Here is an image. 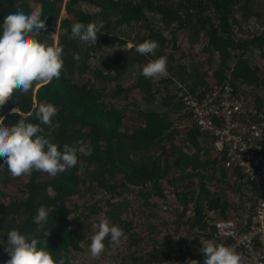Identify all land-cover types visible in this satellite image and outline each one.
Returning <instances> with one entry per match:
<instances>
[{
    "label": "trees",
    "instance_id": "1",
    "mask_svg": "<svg viewBox=\"0 0 264 264\" xmlns=\"http://www.w3.org/2000/svg\"><path fill=\"white\" fill-rule=\"evenodd\" d=\"M36 6L43 7L46 31L30 35L53 46L50 34L56 28L54 46L63 48L64 67L59 79L14 94L0 107V120L7 126L20 120L39 125L38 135L60 151L65 144L83 142L91 155L77 153V166L56 176L34 170L18 178L0 159V264L10 259L2 242L14 229L38 238V248L50 252L57 264L61 259L69 264L71 252L95 234L87 237L90 217L100 210L124 232L118 246H111L110 238L104 241L106 257L118 264H156L183 258L184 250L203 264L197 248L212 238L206 224L211 213L224 218L250 209L259 188L237 169L223 166L224 154L194 125L180 96L227 86L231 96L241 101V95L245 105L264 113V62L250 65L246 57L258 51L264 60V32L242 29L249 17L264 16V0H0V24L9 13L27 14ZM77 22L95 25V45L72 37ZM127 33L131 44L122 48ZM191 39H200L192 54L185 48ZM145 40L159 47L142 56L135 47ZM161 56L167 58V75L145 78L143 67ZM141 93L158 99L155 109L139 106ZM47 104L57 109L51 125L38 119L39 107ZM163 186L178 188L177 204L164 202L170 207L164 217L148 209L162 198ZM130 188L140 200L132 213L140 220L161 217L144 236L124 216L123 194ZM227 191L240 197L235 205L225 197ZM94 192L105 200L95 201ZM6 194L8 200L2 201ZM42 208L48 219L36 232ZM170 234L179 236L182 254L167 247Z\"/></svg>",
    "mask_w": 264,
    "mask_h": 264
},
{
    "label": "clouds",
    "instance_id": "2",
    "mask_svg": "<svg viewBox=\"0 0 264 264\" xmlns=\"http://www.w3.org/2000/svg\"><path fill=\"white\" fill-rule=\"evenodd\" d=\"M43 7L36 6L27 14L23 11L9 13L0 24V107L19 93L27 94L35 83H50L59 79L64 67L62 59L63 48L59 45L48 46L35 39L31 33L46 31V22L41 19ZM73 38L95 45L97 42V29L94 24L77 22L71 26ZM159 47L156 41L145 40L135 47L140 55L153 54ZM78 58V57H77ZM145 78L159 79L167 75V58L159 57L148 62L142 69ZM57 109L52 104L39 107L38 119L42 124L51 125L52 117ZM39 125L18 121L15 125H4L0 120V159L2 166L7 167L12 177L31 175L39 171L56 176L65 173L70 168L77 166L78 156L91 155L90 147L63 146L59 150L57 144L50 142L43 136ZM48 213L43 208L38 210L35 222L40 225L35 229L40 232L43 224L47 222ZM96 232L91 237L89 252L91 257L100 256L105 250L104 241L110 238L111 246H118L124 232L116 225H110L107 217H102L95 225ZM8 247L5 251L10 259L6 264H57L50 252L38 248V238L31 234H21L18 230L7 233ZM203 253V264H244L245 257L233 248L223 244L205 241L200 248ZM59 264H64L63 259ZM188 264H198L191 260Z\"/></svg>",
    "mask_w": 264,
    "mask_h": 264
},
{
    "label": "built area",
    "instance_id": "3",
    "mask_svg": "<svg viewBox=\"0 0 264 264\" xmlns=\"http://www.w3.org/2000/svg\"><path fill=\"white\" fill-rule=\"evenodd\" d=\"M180 99L194 125L211 139L213 149L224 154L223 166L237 169L259 188L252 207L234 218L209 216L206 224L213 230L206 241L233 248L245 257L244 264H264V113L231 96L227 86L200 95L181 93Z\"/></svg>",
    "mask_w": 264,
    "mask_h": 264
},
{
    "label": "rangeland",
    "instance_id": "4",
    "mask_svg": "<svg viewBox=\"0 0 264 264\" xmlns=\"http://www.w3.org/2000/svg\"><path fill=\"white\" fill-rule=\"evenodd\" d=\"M63 5V4H62ZM251 5V4H250ZM254 6V4H253ZM255 7V6H254ZM260 6L258 7H255V8H259ZM259 11H262V8H259ZM60 13L62 14L63 13V10L60 11ZM262 14V13H261ZM242 29L243 31H245V29H247V31H251V32H256V33H263L264 32V16L261 17L260 19L257 17V16H252V17H249L246 21L242 22ZM58 30V29H57ZM56 28H55V31L53 33L50 34V36L52 37V40H53V46H54V43H55V39H56ZM130 39H131V35L130 33L126 34L125 37H124V40H125V44H123L121 47H128L131 43H130ZM200 39L198 40H193L191 39L190 40V43L191 45H189V43L187 44V46L185 48H188V50L190 51L189 53L192 54L193 52H197L199 50V46H200V42H199ZM262 53H264V50L262 51ZM260 52L258 51H250L246 54V57H247V60H248V63L250 65H259L261 63L264 62V60L261 58L260 56ZM136 72V70H135ZM134 73V71L132 72ZM141 96L142 98L140 99L139 101V106L141 108H146V107H149L151 109H155L156 108V103L158 104L156 97L153 96L152 99L148 98L149 95H146V94H143L141 93ZM241 96V95H240ZM238 97L241 102L244 103L243 99H242V96L241 97ZM205 183L207 184L208 187H211L210 186V183L207 181H205ZM133 188H130L128 190V193H124L123 194V198L126 200L127 202V211L124 212V216L127 218V219H131L133 220V223H136V226L138 229H140V233L139 235L141 236H144V233L147 232V230L149 228H152L150 227V223L151 222H159V219L161 218L159 214H155V216H149V218H143V219H139L134 213H132L131 211H133V209L136 207L137 203L140 201L133 193L132 191ZM178 188H172V187H165L163 186V189H162V198H160V200L155 204V205H151L148 207V209L150 211H153V210H156L158 209V212L161 213V215L164 217V216H167V212L169 211L170 207L165 205L164 202H170L171 204H173V206H175L177 204V200H176V196H175V191H177ZM17 192V190H16ZM15 192V193H16ZM95 194L93 195V199L95 201H98L100 203H102L104 200H105V196L99 192H94ZM13 194V193H11ZM7 196L8 194H6L3 198L2 201H7ZM225 197L229 200V201H232L233 204L235 205L239 200H240V197L237 195V194H234L232 193V191H227L226 192V195ZM85 200V198H84ZM101 209H104V208H101ZM108 209V207H107ZM240 210V209H239ZM238 210V211H239ZM103 211V215H101L102 217H105V213L104 211L105 210H100L97 214L93 215L90 217V220L93 221L91 226H90V230L89 232L87 231V237L90 236V232H96V227L95 225H97V221H95V218L97 215H100V212ZM228 212L225 216L227 217H233L236 216L235 214H238L237 212ZM244 210H242L241 212H243ZM240 213V212H239ZM215 216V217H218V215L216 213H211V216ZM236 218H239L236 217ZM97 219V218H96ZM101 218L98 219V221L100 220ZM145 219H146V223H145ZM133 227L134 224H132ZM160 227H157V229H159ZM165 231L164 229L161 231V234H164ZM160 235V234H159ZM169 236V234H168ZM91 237V236H90ZM178 235H171L170 234V239L168 238L167 241H166V245L168 248H173L174 250V254H182L181 250H183L185 247H182V249H180L181 245L178 246L179 242L177 241L178 239ZM145 238V237H144ZM147 238V237H146ZM0 241H1V235H0ZM91 240H88L86 242H83L81 243L80 245V249L78 250H75V251H72L71 254H70V259H69V264H118L117 263V260L112 258V257H106V254L105 252H103L100 256L96 257V258H93L91 257L90 255V252H89V245H90V242ZM2 244L4 245V247H8V243H7V240L3 241ZM183 246V245H182ZM189 250H184L183 251V254L185 257L183 258H179L177 256H174L172 257L171 259H167L163 262H160V263H156V264H188L189 261L191 260H194L193 256L190 257L189 256ZM192 253H196V251H192ZM8 259H5L3 261L2 264H6V261Z\"/></svg>",
    "mask_w": 264,
    "mask_h": 264
}]
</instances>
